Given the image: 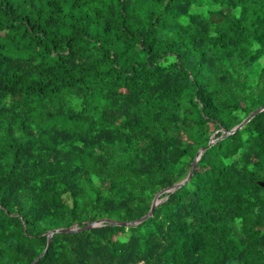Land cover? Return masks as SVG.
Segmentation results:
<instances>
[{"label": "trees", "instance_id": "16d2710c", "mask_svg": "<svg viewBox=\"0 0 264 264\" xmlns=\"http://www.w3.org/2000/svg\"><path fill=\"white\" fill-rule=\"evenodd\" d=\"M264 0H0V264H264Z\"/></svg>", "mask_w": 264, "mask_h": 264}, {"label": "water", "instance_id": "95a60500", "mask_svg": "<svg viewBox=\"0 0 264 264\" xmlns=\"http://www.w3.org/2000/svg\"><path fill=\"white\" fill-rule=\"evenodd\" d=\"M263 111H264V106L256 109L249 116H247L240 124H238L237 126H235L233 129H231L228 132L223 131V133H225L224 134V137L230 136V135L234 134L235 132H237L238 130L242 129L251 119H253L257 114H259V113H261ZM219 139H217V140H219ZM215 141H212L211 140V142L209 143V145L206 148H201V149L198 150V152H197V154H196V156H195V158H194V160H193V162L191 164V167H190L189 172H188V174H187V176H186L185 179H183L182 181H180L177 184H174L173 186H171L169 188H166L164 190H161L159 193H157L155 195V197L152 200L150 210H149V212L145 216L141 217L138 220H134V221H131V222H117V221L110 220V219H101V220L95 221L94 223L92 222V223L86 224L83 227H78L77 225H73L70 228H61V229L51 230V231H49L47 233V242H46V248H45V250L33 262V264H36L38 262V260L45 255V253L47 252V250H48V248H49V246L51 244V238H52V236L54 234H57V233L71 234V233H77V232H82V231H88V230L94 229V227L95 228H99V227L103 226L104 224H109V225H113V226H120V227L130 228V227H135V226L143 223V221H146L147 219H149L153 215V212H154L155 208L160 203L163 202V200L160 199V197L162 195L168 194V193H173L174 191H176L177 189H179L180 187H182L183 185H185L186 183H188L190 181V179H191V177L193 175L194 169L196 167V164L199 161L202 153L205 151V149H207ZM260 185H261V187L264 186V184H260Z\"/></svg>", "mask_w": 264, "mask_h": 264}, {"label": "rangeland", "instance_id": "374dc122", "mask_svg": "<svg viewBox=\"0 0 264 264\" xmlns=\"http://www.w3.org/2000/svg\"><path fill=\"white\" fill-rule=\"evenodd\" d=\"M214 136H215V134H213V135L211 136V139H210L209 143L211 142V140H212V141H215V140H216V141L214 142V143H216L217 141H219V140L222 139V136H220V137H218V138H216V139H214ZM219 138H220V139H219ZM217 139H219V140H217ZM214 143H212V144H214ZM212 144H211V145H212ZM208 145H209V144H208Z\"/></svg>", "mask_w": 264, "mask_h": 264}, {"label": "built area", "instance_id": "2783aa9c", "mask_svg": "<svg viewBox=\"0 0 264 264\" xmlns=\"http://www.w3.org/2000/svg\"><path fill=\"white\" fill-rule=\"evenodd\" d=\"M137 264H143V262L137 263Z\"/></svg>", "mask_w": 264, "mask_h": 264}]
</instances>
